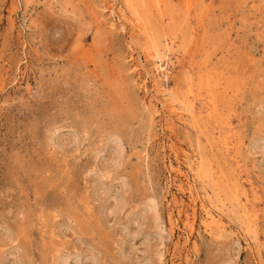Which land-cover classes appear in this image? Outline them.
Here are the masks:
<instances>
[{"label": "rangeland", "instance_id": "obj_1", "mask_svg": "<svg viewBox=\"0 0 264 264\" xmlns=\"http://www.w3.org/2000/svg\"><path fill=\"white\" fill-rule=\"evenodd\" d=\"M0 264H264V0H0Z\"/></svg>", "mask_w": 264, "mask_h": 264}, {"label": "bare ground", "instance_id": "obj_2", "mask_svg": "<svg viewBox=\"0 0 264 264\" xmlns=\"http://www.w3.org/2000/svg\"><path fill=\"white\" fill-rule=\"evenodd\" d=\"M147 208H148V207H147ZM149 208H150V207H149ZM149 208H148V209H149ZM150 210H151V208H150Z\"/></svg>", "mask_w": 264, "mask_h": 264}]
</instances>
